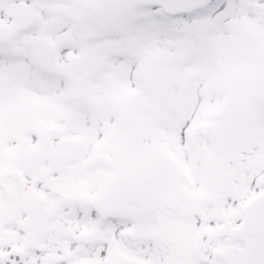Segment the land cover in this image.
I'll list each match as a JSON object with an SVG mask.
<instances>
[{
  "label": "snow or ice",
  "instance_id": "snow-or-ice-1",
  "mask_svg": "<svg viewBox=\"0 0 264 264\" xmlns=\"http://www.w3.org/2000/svg\"><path fill=\"white\" fill-rule=\"evenodd\" d=\"M0 264H264V0H0Z\"/></svg>",
  "mask_w": 264,
  "mask_h": 264
}]
</instances>
